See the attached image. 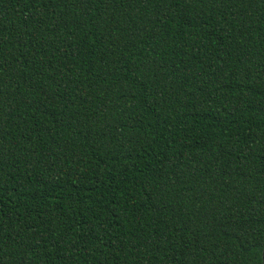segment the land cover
<instances>
[{
  "label": "trees",
  "instance_id": "1",
  "mask_svg": "<svg viewBox=\"0 0 264 264\" xmlns=\"http://www.w3.org/2000/svg\"><path fill=\"white\" fill-rule=\"evenodd\" d=\"M0 264H264V0H0Z\"/></svg>",
  "mask_w": 264,
  "mask_h": 264
}]
</instances>
